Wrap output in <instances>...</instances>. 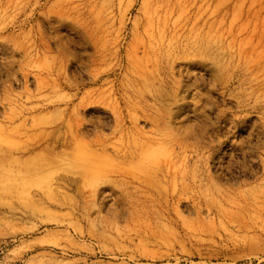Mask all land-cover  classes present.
Returning a JSON list of instances; mask_svg holds the SVG:
<instances>
[{"label": "rangeland", "instance_id": "374dc122", "mask_svg": "<svg viewBox=\"0 0 264 264\" xmlns=\"http://www.w3.org/2000/svg\"><path fill=\"white\" fill-rule=\"evenodd\" d=\"M0 264H264V0H0Z\"/></svg>", "mask_w": 264, "mask_h": 264}, {"label": "bare ground", "instance_id": "6f19581e", "mask_svg": "<svg viewBox=\"0 0 264 264\" xmlns=\"http://www.w3.org/2000/svg\"><path fill=\"white\" fill-rule=\"evenodd\" d=\"M152 38H155V36H152ZM154 47H156V45L150 44V48H154ZM70 165L73 169L79 170V171H77L78 173H80L84 176L88 175L89 178L96 172V169L94 167L82 164V163H80V161L78 164H76L75 162L74 163L70 162ZM92 193L96 194L97 191L93 189Z\"/></svg>", "mask_w": 264, "mask_h": 264}]
</instances>
